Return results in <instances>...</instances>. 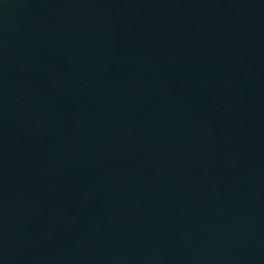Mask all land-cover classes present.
<instances>
[{"label": "water", "instance_id": "1", "mask_svg": "<svg viewBox=\"0 0 264 264\" xmlns=\"http://www.w3.org/2000/svg\"><path fill=\"white\" fill-rule=\"evenodd\" d=\"M0 264H264V0H0Z\"/></svg>", "mask_w": 264, "mask_h": 264}]
</instances>
